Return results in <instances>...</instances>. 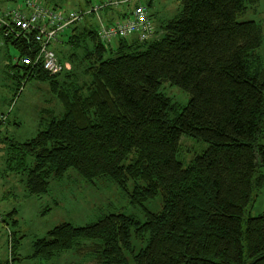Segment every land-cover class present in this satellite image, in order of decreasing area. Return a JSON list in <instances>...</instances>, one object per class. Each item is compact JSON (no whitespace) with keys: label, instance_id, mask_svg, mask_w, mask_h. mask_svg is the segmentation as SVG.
<instances>
[{"label":"trees","instance_id":"1","mask_svg":"<svg viewBox=\"0 0 264 264\" xmlns=\"http://www.w3.org/2000/svg\"><path fill=\"white\" fill-rule=\"evenodd\" d=\"M28 1L19 8L27 10ZM42 1L61 11L71 0ZM83 1L86 8L69 10L81 19L63 35L71 51H87L79 82L76 53L68 79L59 81L35 64L33 37L2 28L21 57L25 80L50 81L64 109L62 116L50 112L46 128L19 144L35 161L28 190L47 192L74 167L88 182L112 177L134 205L161 194L162 208L145 209V222L123 212L85 226L63 222L36 241L35 256L51 258L87 237L102 240L103 264H130L127 252L133 264H264V213L249 215L254 189L264 187V64L258 56L264 33L257 22L238 20L246 0H181V15L152 37L141 41L137 34L115 44L102 42L92 25L80 30L92 14L88 8L106 0ZM129 4L104 9L125 10V19ZM165 81L191 93L187 106L180 110L160 91ZM183 135L209 144L187 166L177 158ZM133 232L147 241L139 252Z\"/></svg>","mask_w":264,"mask_h":264},{"label":"rangeland","instance_id":"2","mask_svg":"<svg viewBox=\"0 0 264 264\" xmlns=\"http://www.w3.org/2000/svg\"><path fill=\"white\" fill-rule=\"evenodd\" d=\"M33 1L37 6L43 4L45 9H52V6L42 0ZM140 1L149 6L150 19L159 30H162L160 27L163 23L179 17L183 10L181 0ZM135 3L136 1H133L128 5L130 12L133 11ZM21 4L24 5L25 0H0V15L20 9ZM28 7L27 14H33L34 9ZM83 8H86L83 0H71L66 4L65 10ZM104 8L85 17L78 24L80 30L88 25L98 29L101 24L108 23L113 13ZM238 20L255 21L264 33V0H246V11L239 15ZM69 28L70 26L59 31L54 46L50 47L64 67L57 76L59 81L68 79L66 70L70 71L73 64L70 62V55L77 54L74 60L77 63L74 78L79 82L85 77L84 69L89 65V60L83 59L86 50L79 48L71 51L70 45L63 42L66 39L63 35ZM91 43L93 44V41ZM109 55L114 57L116 54L113 52ZM258 56L264 64V41L258 49ZM19 60L21 61V57L11 43H6L0 26V264H103L98 259L101 249L97 245L102 244V240L98 238H78L72 248L51 258L35 256V243L40 238L48 237V232L63 222L85 226L114 212H123L140 222H145V209L160 211L162 196L159 194L144 201L143 206L134 205L128 192L120 188L112 177L106 176L96 179L95 182H88L74 167L68 169L63 178L52 180L47 192L32 194L28 190L27 180L29 169L35 163L34 157L29 153L24 156L19 144L36 137L46 128L52 112L62 116L64 109L57 95L52 92L50 81H42L37 77L25 80L22 62ZM160 91L176 102L180 110L187 106L191 99L188 90L170 81L163 82ZM259 143L264 145V134ZM208 147L209 144L204 140L183 135L177 158L187 166ZM259 171L264 175V166H261ZM133 187L134 183L130 181L129 190ZM263 213L264 187L254 189L249 215L257 216ZM132 244L134 250L139 252L147 245V241L136 238L133 232ZM127 258L130 264L134 263L130 252H127Z\"/></svg>","mask_w":264,"mask_h":264},{"label":"built area","instance_id":"3","mask_svg":"<svg viewBox=\"0 0 264 264\" xmlns=\"http://www.w3.org/2000/svg\"><path fill=\"white\" fill-rule=\"evenodd\" d=\"M133 1L136 3L127 18L100 25L98 37L102 42L111 44L116 40L137 34L140 35V40L144 41L153 36L155 27L149 16V7L140 0H106L95 3L87 13H96L104 7L128 4ZM27 7H31L35 12L28 15L27 10L16 9L7 15H0V26L4 28L6 35L13 33L16 36L33 37L38 44L35 64H41L52 76L59 75L64 67L51 47L57 40V33L80 20L81 15L72 11L45 9L43 4L37 6L33 0L27 2ZM24 62L32 61L26 58Z\"/></svg>","mask_w":264,"mask_h":264},{"label":"crops","instance_id":"4","mask_svg":"<svg viewBox=\"0 0 264 264\" xmlns=\"http://www.w3.org/2000/svg\"><path fill=\"white\" fill-rule=\"evenodd\" d=\"M131 10V8H129V9H127V13L129 12ZM122 14V15H121ZM125 16V10H123V13L122 12H119L118 10H117V12H113V15L110 17L111 18V20L110 19H108V21H110V22H114V21H116V20H119V19H122V17H124ZM127 16V15H126ZM154 24V23H153ZM156 28V27H155Z\"/></svg>","mask_w":264,"mask_h":264}]
</instances>
